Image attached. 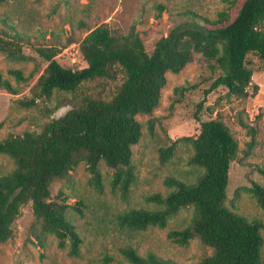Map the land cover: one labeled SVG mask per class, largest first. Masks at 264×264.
<instances>
[{"label": "trees", "instance_id": "trees-1", "mask_svg": "<svg viewBox=\"0 0 264 264\" xmlns=\"http://www.w3.org/2000/svg\"><path fill=\"white\" fill-rule=\"evenodd\" d=\"M226 10L215 19L183 10L179 15L189 16L183 23L161 33L148 51L144 32L132 29L127 34L112 31L100 24L79 40L78 51L86 66L72 68L61 65L56 55L74 43L69 39L64 46L37 47L47 64L30 89V96L18 101L24 108L36 106L64 93L75 96L83 83L95 79L116 81L121 78L115 93L107 99L102 95L85 93L62 116L47 120L40 131L25 130L7 133L0 139V154L14 164L11 171L0 174V249L13 236V225L23 205L30 203L34 220L31 233L39 246L53 235L57 246L71 257H80L83 239L67 216L72 207L79 214L81 201L69 205L65 195L51 197L50 185L54 180L67 179L70 172L84 162L89 182L98 192L103 190L100 162L112 169L109 188L122 200L128 199L136 180L132 161V145L141 135L137 114H150L159 104L166 73H178L195 55L203 58L218 76L208 90L219 86L228 95L239 98L253 96L258 86H251L252 70L246 56L255 53L264 64V0H222ZM155 19L162 20L164 6H156ZM0 52L12 61L31 59L23 51L29 38L0 18ZM7 73L17 84L27 81L19 68H8ZM194 84L188 82L173 88L177 101ZM0 90L18 94L20 89L0 71ZM202 103L197 105V110ZM53 109L46 107V113ZM199 119L198 111L195 113ZM153 131L154 119L148 120ZM249 140L244 155L256 145V129L241 122ZM1 127V123H0ZM179 142L189 143L192 154L188 163L199 168L192 181L175 177L166 178L170 190L145 196V206L132 207L117 214L120 230L131 232L148 228H165L180 210L192 208L190 221L169 230L167 237L179 246H187L199 238L212 252L199 264H264V222L248 218L225 204L226 187L231 162L236 158L239 145L227 125L220 119L200 121L195 136H182L159 149L160 159L168 161ZM257 206L264 211V186L250 180L247 188ZM130 264H177L153 251L144 254L131 244L118 249ZM107 261L112 259L106 257Z\"/></svg>", "mask_w": 264, "mask_h": 264}, {"label": "rangeland", "instance_id": "rangeland-1", "mask_svg": "<svg viewBox=\"0 0 264 264\" xmlns=\"http://www.w3.org/2000/svg\"><path fill=\"white\" fill-rule=\"evenodd\" d=\"M158 4L164 6L160 22L155 19ZM188 9L215 19L219 12L226 10V3L222 0H0V18H6L16 30L28 36L23 51L32 57L27 61H12L0 52V71L20 89L18 94L0 90V139L9 132L40 131L47 120L67 112L71 108L70 101L85 93L109 99L121 83V78L116 81L95 79L83 83L75 96L64 93L24 108L18 101L30 96L32 85L47 64L37 47L64 46L71 38L75 42L62 48L55 58L66 67H84L87 63L78 51L77 42L88 30L105 23L119 34H127L132 29L143 31L146 48L151 51L161 33L189 18L179 15ZM0 27H3L1 23ZM246 63L252 70L249 91L253 85L258 86L257 93L246 98L228 95L222 86L205 92L218 72L199 55H195L180 72L166 73L157 107L150 114L135 116L141 123L142 135L131 147L136 180L126 201L110 191L112 169L103 161L100 162L102 192L90 184L84 162L72 170L67 179L51 183V197L62 193L69 205L77 201L82 203L80 214L72 207L67 210L69 220L83 239L80 257H71L65 249H60L53 235L46 236L44 247L39 246L31 233L34 216L31 204L27 203L21 207L14 222L13 236L1 245L0 264H130L118 251L125 244L133 245L141 254L150 250L177 264H199L211 254L210 247L199 238L191 239L187 246H179L167 237L169 230L190 221L191 207L180 210L165 228L152 227L139 232L120 230L116 216L129 208L145 206L144 198L148 194L167 193L170 190L165 182L168 177L195 179L199 168L188 163L192 154L189 143L179 142L165 162L160 159L159 149L176 138L197 135L200 121L210 118L222 120L239 145L237 156L230 164L225 204L248 218H259L264 222V211L247 190L250 180L264 186V64L255 53L247 54ZM8 68H19L25 75L32 73L33 76L17 84L7 73ZM186 82L195 87L174 101L173 88ZM199 103L202 105L197 110ZM46 107L53 110L47 114ZM196 111L200 120L195 117ZM151 118L154 119L153 131L148 123ZM241 122L256 129V145L249 155H244V150L250 137ZM13 167V161L0 154V174ZM262 233L264 237V230ZM262 254L264 259V246ZM106 257L112 260L107 261Z\"/></svg>", "mask_w": 264, "mask_h": 264}]
</instances>
